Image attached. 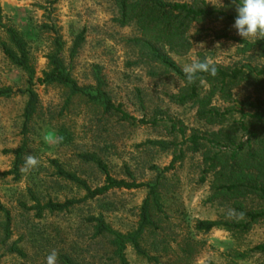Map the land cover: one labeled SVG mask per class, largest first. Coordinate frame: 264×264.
<instances>
[{
	"label": "rangeland",
	"instance_id": "rangeland-1",
	"mask_svg": "<svg viewBox=\"0 0 264 264\" xmlns=\"http://www.w3.org/2000/svg\"><path fill=\"white\" fill-rule=\"evenodd\" d=\"M165 3L198 0H162ZM230 13L236 3L204 0ZM2 20L13 26L24 38L34 66L32 89L37 95L34 112L25 121L27 94L16 90L29 87L26 72L15 66L0 46V88L16 91L0 98V205L11 216L9 235L3 231L0 211V264H46L51 250L58 252L57 264H119L113 254L109 236L95 231L93 218H101L113 230L128 233L139 224L140 206L145 188L112 189L86 199L63 211L27 210L26 206L48 201L79 199L84 190L61 177L59 169L75 173L90 187L101 185L105 174L95 164L85 162L81 153H91L107 165L116 178L128 179L129 170L138 182L158 184L161 211L154 215L156 228H147L141 246L155 259L148 260L127 245L128 264H234L223 252L246 250L264 243V221L253 224L236 238L231 232L213 228L199 231V220H246L239 213L255 206L252 200L234 204L213 194L212 172H206L202 151L191 152L181 144V136L169 129L171 119L185 129L208 133L219 129L196 116L192 103L178 104L174 95L184 83L170 65L151 60L141 49V32L134 23L120 25L113 0H0ZM222 18L193 22L187 32L191 43L188 52H167L169 62L182 71L193 58L211 59L215 66L264 67V56L258 39L243 40ZM50 26L54 30L50 29ZM83 40L73 55L76 36ZM0 39L7 41L0 28ZM61 45L58 74L69 82L51 77L49 56ZM73 84L75 87H73ZM202 91L208 86L201 81ZM246 79L232 89V99L217 95L212 104L220 110L237 106L240 100L264 98V87ZM103 92L115 105L137 118L159 119L157 124H130L106 112L99 99L86 94ZM237 108L231 118H238ZM45 137H49L48 140ZM148 140L173 141L161 148L144 144ZM23 146L18 176H3L13 168V151ZM179 148L185 150L182 160L161 173ZM38 158L39 165L22 172L26 155ZM241 207V208H239ZM229 209L235 215L228 218ZM20 248L19 255L11 248ZM237 264H264V252H254Z\"/></svg>",
	"mask_w": 264,
	"mask_h": 264
},
{
	"label": "trees",
	"instance_id": "trees-1",
	"mask_svg": "<svg viewBox=\"0 0 264 264\" xmlns=\"http://www.w3.org/2000/svg\"><path fill=\"white\" fill-rule=\"evenodd\" d=\"M226 2L234 1L236 4L239 0H225ZM118 9L119 16L117 21L120 25L134 23L141 37V49L150 57L151 60L159 61L170 65L173 71L183 81L184 85L178 93L174 95V101L178 104L192 103L196 106V116L209 125H219L216 131L200 133L192 131L188 136L185 135V129L177 126V123L171 119L169 129L176 132L182 138L181 144L186 145V149L191 152L202 151L204 162H206V172H212V188L215 197H222L234 204H240L241 201L250 199L255 206L250 210L243 211L246 220L227 221V220H199L196 228L199 231H209L213 228L224 229L231 232L236 238L246 233L250 227L264 221V98L256 97L252 100H240L237 106H231L220 110L212 104L215 95L226 101L232 99V89L242 81L249 79L262 89L264 87V67L249 68L247 72L238 67H220L216 66L217 74L211 76L208 73H198V79L194 83H187L184 73L174 67L166 57L167 52H173L177 55L185 54L189 51L191 43L187 37V32L193 22H200L206 19L222 18L226 23H234L237 15L236 10L230 13L209 6L204 0H198L194 3L174 2L165 3L162 0H113ZM0 28L4 31L7 41L0 39V46L3 53L12 64L26 72L28 76L29 87L25 90L18 89L17 92L27 94V102L24 110L25 121L29 120L34 112L37 95L32 89L34 66L27 49V44L22 35L11 25L2 20V10L0 6ZM50 29L54 30L52 26ZM55 31V30H54ZM83 40V31L80 32L71 49V55L75 53ZM55 54L49 56L48 64L52 66L51 77L60 82H69L67 76L58 74L60 66L59 53L61 45L57 41ZM260 49L264 56V40L260 43ZM201 81H204L208 88L202 91ZM73 87L75 85L73 84ZM11 88H0V98L15 93ZM91 99H99L106 112H110L122 121L130 124H157L159 119L137 118L122 109L121 104L115 105L100 90L96 94H86ZM237 108L239 117L233 116V109ZM144 144L169 148L175 145V142H166L165 140H148ZM24 147L16 148L14 153L13 168L1 172V175L18 176L19 166L22 160ZM174 153L170 163L165 166L161 173L172 169L176 162L182 160L185 154L183 148H179ZM79 157L85 162L95 164L105 174L104 181L101 185L90 187L87 182L75 173L59 169L61 177L74 183L84 190L85 194L79 199H66L62 202L48 201L43 205L26 206L25 203L20 205L27 209H37V215L43 209L50 211H63L73 205L92 199L107 193L112 189H137L145 188L147 194L140 206L139 224L135 231L120 233L113 230L101 218H93L95 222V231L99 235L109 236L113 246V254L119 261V264H128L124 250L130 245L134 250L148 260L155 259L150 256L141 246V239L147 228H156L154 215L161 211L159 201L158 184L148 182H138L134 179L132 173L127 170L126 175L129 180L116 178L109 174L107 165L91 153H81ZM241 208V207H239ZM0 211L3 217V231L5 237L9 235L11 216L7 209L0 205ZM11 251L23 255L20 248L13 246ZM254 252H264V243L257 244L246 250L229 249L223 252L224 256L232 263L247 260ZM209 264H214L212 261Z\"/></svg>",
	"mask_w": 264,
	"mask_h": 264
},
{
	"label": "clouds",
	"instance_id": "clouds-1",
	"mask_svg": "<svg viewBox=\"0 0 264 264\" xmlns=\"http://www.w3.org/2000/svg\"><path fill=\"white\" fill-rule=\"evenodd\" d=\"M236 17L232 27L236 33L243 39L255 43L258 39H264V0H239L236 5ZM182 72L187 83L191 84L198 79V73H208L211 76L217 74V68L214 62L205 57L204 60L193 58L190 63L182 66ZM46 140L49 137H45ZM39 165V160L33 155H26L21 171L27 173ZM235 215L234 209H229L228 218ZM242 217L243 213H239ZM58 252L53 249L46 256V264H57Z\"/></svg>",
	"mask_w": 264,
	"mask_h": 264
}]
</instances>
